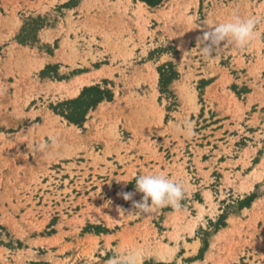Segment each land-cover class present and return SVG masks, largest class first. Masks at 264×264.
Wrapping results in <instances>:
<instances>
[{
    "label": "rangeland",
    "instance_id": "374dc122",
    "mask_svg": "<svg viewBox=\"0 0 264 264\" xmlns=\"http://www.w3.org/2000/svg\"><path fill=\"white\" fill-rule=\"evenodd\" d=\"M87 1L0 0V259L15 253L20 260L60 263L66 250L82 244L65 241L80 242V234L90 231L117 233L121 255L142 250V259L164 258L155 252L157 244L167 238L178 246L188 235L202 242V253L226 212L240 206L229 202L224 210L223 202L235 191L244 195L246 174L264 156L262 150L251 160L253 146L264 148L259 112L243 117L241 108L239 116L230 117L236 124L227 128L238 130L239 137H225L218 118L210 117L214 102L234 114L231 99L235 93L242 97L235 86L233 96L227 90L234 66L256 81L264 71V0H198L197 6L194 0H164L157 7L139 6V0H96L89 6ZM236 16L256 21L255 37L244 47L223 42L211 55L203 54L198 37ZM185 19L191 29L184 27ZM150 64L159 73L155 89L136 74L147 73ZM100 69L106 76L76 97L46 89L49 82H70ZM216 75L220 80L207 89ZM88 87H98L104 99L85 121L62 116L77 108L63 104ZM154 94L161 122L148 107ZM50 110L59 116L56 127L39 131ZM256 127L263 132L248 133ZM146 172H163L184 186L180 207L171 205L175 212L165 221L158 216L161 206L150 214L133 208V200L143 197L136 177ZM126 192L135 193L133 200L123 198ZM206 216L217 220L208 224ZM192 222L206 228L190 234ZM164 228L171 232H161ZM247 243L234 251L243 253ZM97 248V239L84 245L72 263L81 253L92 264ZM218 254L217 264L229 263L222 250Z\"/></svg>",
    "mask_w": 264,
    "mask_h": 264
},
{
    "label": "crops",
    "instance_id": "0c3cea01",
    "mask_svg": "<svg viewBox=\"0 0 264 264\" xmlns=\"http://www.w3.org/2000/svg\"><path fill=\"white\" fill-rule=\"evenodd\" d=\"M140 3L147 5L148 7H157L161 6L164 3V0H150L152 4L139 0ZM25 23L23 22L20 25V29ZM18 29V30H20ZM229 59V58H228ZM231 62H233V58L230 59ZM234 66V64H233ZM232 81L227 86V90L233 92V90L230 88L232 86H235L238 91L241 92V96H238V94L235 93L233 96L232 94V108L233 112H228V107L223 106L218 102H214V110L211 111L212 116L210 117H217L220 124V129L223 130V135L225 137H239L241 135L238 134V130H229L227 128V124L230 127H235L236 122L233 121L230 117H237L240 115L239 112L242 110L244 111L243 117H254L256 113L259 112V117H264V93H262L260 90H264V71L261 72V75L259 79L256 81L253 77L248 76L247 72L243 69H239L236 66L233 67V71L231 72ZM210 82L206 86V88L213 87L217 82L220 80V75L209 77ZM221 86L218 87V90L220 92ZM255 90H258L256 92ZM234 93V92H233ZM251 97H254V101H251ZM236 98V99H235ZM260 108L259 111H255L257 108ZM212 110V109H211ZM91 117V116H87ZM93 117V116H92ZM249 121V120H247ZM89 122L87 120L85 122L86 124ZM262 120L260 122L263 123ZM246 124V121H245ZM243 126V125H241ZM245 127V126H243ZM251 126H248L250 128ZM247 130L246 128H244ZM262 133L263 130H259V127H256V130L250 129L248 133L254 134L257 132ZM224 143H227V140H224ZM254 143V142H253ZM263 146V145H262ZM255 147L256 151L254 155H252L253 160L255 156L264 150V148ZM264 156H261V159L259 162L254 166L252 164V169L249 170L247 176H250L253 171L259 166L263 160ZM225 163V162H223ZM221 167L218 166L215 169H220ZM237 172H242L241 167L236 168ZM264 182V173L260 180H254L252 183V187L249 189H244L246 192H244V195H241V193H238L235 191L230 194L233 199H228L226 203L223 202V208L226 210V206H229V202H232V205L240 203V206L238 208H235L236 210L230 212L228 210L226 212V216L224 217V225L220 229H218L216 232L212 233L208 238V244L206 248L201 253V246L202 242L197 239L189 240L188 238H193L192 236L188 235V238L186 239V242L184 243L183 240H180L178 242V246L174 241H168L166 238L165 242L166 244H169L171 248H175L174 252L169 255L166 254L164 258L154 259V257H150L140 260L139 264H148L147 261H151L152 259L155 260V264H217V260H219V254L218 250H222V259H228L230 256L229 263L224 264H264V257L260 258V255L262 254L264 256V220L262 218L264 214V186L262 183ZM254 194V196H253ZM256 194V195H255ZM233 200V201H232ZM171 205H162L160 208V212L158 216H164V221L166 220L169 213H174L175 210L170 208ZM220 211V214L224 212V210L218 208ZM208 224H212V222H216V218L206 216L205 217ZM164 224V223H163ZM199 228H206L203 224H200L198 228H194L193 233L194 235L197 234L196 231L199 230ZM163 233L171 232L170 230H162ZM192 233V234H193ZM191 234V233H190ZM234 236L233 238L231 236ZM54 236V235H53ZM51 238V236H48ZM109 237H112L111 239V246L113 249H109L107 247V240ZM97 239L98 241V248L96 251H94V261L91 260L92 264H108V261L112 258H119L121 256L120 252L116 249L121 245V240L118 239L117 233L115 232H96V231H90L80 234V242H76V240H66L65 243L67 244H75L81 243L80 247L74 248V249H68L63 253V256L59 257L61 260L60 263H52L48 259H16L15 253L12 255H8L5 257L6 260L0 259V264H86L87 259L84 255L81 253L79 254L80 261L79 262H73L74 257L78 255L79 252H81V248L86 245L87 247L91 244L92 241ZM234 240V245L231 247V241ZM243 240L248 241V243L243 248V253H239V251H242L241 245L243 243ZM194 246H196L194 248ZM57 249H60L59 246H55ZM231 250L239 249L236 259L233 260L232 256L234 253L230 252ZM236 248V249H235ZM111 253V255H109ZM125 254V253H123ZM43 255V254H42ZM161 255V254H160ZM201 255V256H200ZM164 256V255H163ZM211 256H214L213 259H211ZM67 260V261H66ZM180 260V261H179Z\"/></svg>",
    "mask_w": 264,
    "mask_h": 264
},
{
    "label": "clouds",
    "instance_id": "9594fccd",
    "mask_svg": "<svg viewBox=\"0 0 264 264\" xmlns=\"http://www.w3.org/2000/svg\"><path fill=\"white\" fill-rule=\"evenodd\" d=\"M256 21L253 18L233 17L223 23L216 24L212 29L205 31L198 41L202 43L201 51L211 55L213 50L223 42L244 47L256 35ZM136 189L143 193L141 201H134L135 193H123L125 200H133L136 212L150 214L157 206L172 205L179 208L180 201L185 195L182 183L170 178L163 172H146L136 177ZM158 259V258H157ZM140 258L136 251H128L119 258H112L108 264H139Z\"/></svg>",
    "mask_w": 264,
    "mask_h": 264
},
{
    "label": "bare ground",
    "instance_id": "6f19581e",
    "mask_svg": "<svg viewBox=\"0 0 264 264\" xmlns=\"http://www.w3.org/2000/svg\"><path fill=\"white\" fill-rule=\"evenodd\" d=\"M128 1V0H127ZM96 2V0H89V1H87V3H86V5L87 6H89V5H95L94 3ZM99 2V1H98ZM131 3V2H130ZM193 3L197 6L198 4V0H194L193 1ZM139 6H142V3H140V5ZM138 17L139 18H142L143 17V15H142V13H141V11H138ZM182 13V12H181ZM183 16H186V15H183ZM183 18V17H182ZM186 20V19H185ZM184 20V21H185ZM184 21H183V23H184ZM187 22L184 24V27H188L187 29H191V27H193L192 25H190V24H188L189 22H188V20H186ZM13 48H16L15 46H12ZM150 63V62H149ZM39 66H42L43 65V60H40V62H39V64H38ZM141 68V67H140ZM144 71V70H143ZM106 70L104 69V70H102V69H100V70H96L95 72H93V73H90V74H83V75H79V76H76L75 78H73L70 82H49V83H47V88L46 89H48V90H54V91H56L57 93H59V94H61L63 97H66V98H73V97H76V96H78L79 94H80V92H81V90H82V88L83 87H85V86H87V85H91V84H93L95 81H99L102 77H104V76H106ZM137 74V76H139L140 78H144L145 80H143V81H146L147 83H149L150 84V86L151 87H153L154 89H155V84H156V82H157V80H158V77H159V73H158V71H157V69L152 65V64H150L149 65V67H148V71H147V73H145V72H138V73H136ZM138 77V78H139ZM136 78V77H135ZM25 81H27V80H25ZM24 81V82H25ZM25 84V83H24ZM154 92V91H153ZM128 94V93H127ZM155 94H156V91H155ZM155 94H154V96L153 97H151V100L152 101H150V105L148 106V107H150L151 109H150V113H151V115L152 116H154L153 118L155 119V120H159L160 122H161V120H162V116H163V111H162V109H161V107L160 106H158L157 105V103H156V96H155ZM127 96V95H126ZM129 96V95H128ZM153 98V99H152ZM121 99H124V98H122L121 97ZM141 102H144V101H141ZM152 102V103H151ZM117 103V102H116ZM147 103V102H146ZM145 103V104H146ZM115 104V103H114ZM142 104V103H141ZM118 105V104H117ZM113 106V105H112ZM144 107V109H147L148 107L147 106H143ZM110 108H112V110L111 111H115V110H113L114 108L113 107H110ZM107 110L106 109H104L103 111H102V113H105ZM110 112V111H109ZM114 114V113H113ZM45 117H47V119L45 120V122H44V124L43 125H41L40 127H39V131H41V130H43V129H48V127L51 125L52 126V124H53V126H55L56 127V125H57V122H53L54 121V119H56V120H58V118H59V116H57L53 111H49L48 112V114H46L45 115ZM92 122V121H91ZM60 124L61 123H59L58 125H59V127H60ZM62 125V124H61ZM51 126L49 127V128H51ZM57 129H58V127H57ZM62 129V128H61ZM60 129V130H61ZM75 129V128H74ZM63 130V129H62ZM69 130V129H68ZM57 131V130H56ZM66 131V130H65ZM62 132H64V131H62ZM71 132V131H70ZM112 132V131H111ZM57 133V132H56ZM58 133H61V132H59L58 131ZM73 133V132H72ZM62 134V133H61ZM59 135V134H58ZM55 137V136H54ZM112 137V136H111ZM263 173H264V157H263V160H262V162H261V164L259 165V166H257V168L253 171V173L250 175V176H248L247 178H246V180L243 182V184H242V189H249V188H251L252 187V182L254 181V180H260L261 178H262V176H263ZM126 183V179H124L123 180V182H122V184L124 185ZM210 202V201H209ZM212 207V206H211ZM185 213V212H184ZM199 213H201V211L199 212ZM179 217L181 216V217H183V213L182 212H179ZM200 216V215H199ZM177 219V218H176ZM182 220V219H181ZM179 222V221H178ZM189 223V222H188ZM148 225H149V223H148ZM195 226H196V222H192V223H190L189 224V227H188V229L190 230V233L192 234L193 233V230H194V228H195ZM176 229H177V227H176ZM178 233V232H177ZM176 237V236H175ZM128 238V237H127ZM126 238V241L127 240H129V239H127ZM52 241V240H51ZM54 243V242H53ZM50 244V243H49ZM125 244V243H124ZM154 245V244H153ZM155 246V245H154ZM155 249V252L156 253H158V254H161V255H166V254H169V255H171L173 252H174V249L175 248H171L168 244H166V243H159V244H157L155 247H154ZM236 249V248H235ZM238 249V248H237ZM236 249V250H237ZM140 251V250H139ZM142 251V250H141ZM140 251V252H141ZM233 251V250H232ZM137 252V251H136ZM140 252H137L138 254H139V258H140V260H141V258H142V255H140ZM237 251H233V256H232V258H233V260L234 259H236V257L235 256H237L236 253ZM2 256H0V258H1ZM229 258H228V260L230 259V256H228ZM226 262H228V261H226Z\"/></svg>",
    "mask_w": 264,
    "mask_h": 264
},
{
    "label": "trees",
    "instance_id": "16d2710c",
    "mask_svg": "<svg viewBox=\"0 0 264 264\" xmlns=\"http://www.w3.org/2000/svg\"><path fill=\"white\" fill-rule=\"evenodd\" d=\"M146 1L150 4V0H142ZM156 1V0H155ZM90 93H95L94 97L91 99H88V95ZM104 99V92L101 91L98 87H88L85 88L82 92V94L73 100L65 102L63 105H70V106H76V110L72 112H61L62 116L67 118L68 120L81 124L85 121V117L89 111L90 108L96 107L98 103H100Z\"/></svg>",
    "mask_w": 264,
    "mask_h": 264
}]
</instances>
